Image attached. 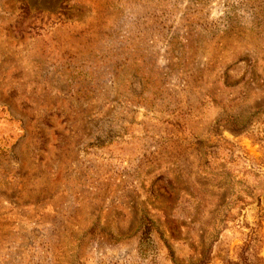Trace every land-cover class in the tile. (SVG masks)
I'll return each instance as SVG.
<instances>
[{
    "label": "rangeland",
    "instance_id": "obj_1",
    "mask_svg": "<svg viewBox=\"0 0 264 264\" xmlns=\"http://www.w3.org/2000/svg\"><path fill=\"white\" fill-rule=\"evenodd\" d=\"M0 264H264V0H0Z\"/></svg>",
    "mask_w": 264,
    "mask_h": 264
}]
</instances>
